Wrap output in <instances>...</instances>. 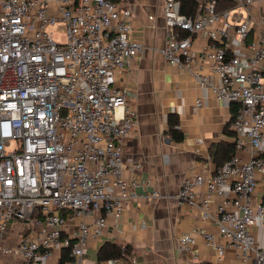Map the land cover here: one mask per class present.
I'll use <instances>...</instances> for the list:
<instances>
[{
	"label": "built area",
	"instance_id": "2783aa9c",
	"mask_svg": "<svg viewBox=\"0 0 264 264\" xmlns=\"http://www.w3.org/2000/svg\"><path fill=\"white\" fill-rule=\"evenodd\" d=\"M236 1L237 6L252 2ZM178 4L164 0L168 32L162 53L170 63L190 68L196 55L193 36L209 39L199 53L218 80L200 71L196 80L233 104L230 129L236 135L235 153L212 174L186 176L178 198L198 201L206 219L211 195L219 196L216 217L227 244L205 233L207 244L215 250L228 244L238 248V264H264V154L259 153L264 28L249 40L251 18L233 21L232 10H217L214 0L201 2L193 15L182 13ZM133 18L131 8L118 0H0V255L44 264L54 249L69 247L76 264H99L88 256L89 225L80 224L74 237L65 235L63 211L104 212L94 224L100 234L106 215L120 218L140 197L141 164L131 167L130 176L124 173L125 143L136 111L127 93L112 85L115 71L142 51L133 36ZM58 24L66 28V43L47 32ZM237 151L251 156L245 160ZM199 186L205 187L202 194ZM151 195L159 197V191ZM12 219L33 227L7 246L3 238ZM255 227L263 230L261 244ZM190 241L192 234L185 233L180 250L189 249ZM114 261L131 264L124 254Z\"/></svg>",
	"mask_w": 264,
	"mask_h": 264
},
{
	"label": "crops",
	"instance_id": "0c3cea01",
	"mask_svg": "<svg viewBox=\"0 0 264 264\" xmlns=\"http://www.w3.org/2000/svg\"><path fill=\"white\" fill-rule=\"evenodd\" d=\"M118 2L122 7L131 8L133 36L142 44V51L127 67L117 69L112 79V85L127 93L128 102L136 111V123L125 143L124 173L130 176L131 167L140 163L137 175L144 183L139 189L140 197L125 208L120 218L106 215V225L100 234L94 224L104 212L77 215L71 210L63 211L66 218L63 233L74 237L80 224L89 225L88 256L99 264H119L114 258L99 260V250L107 242L125 247L123 254L131 264H198L202 261L238 264V248L228 244L222 250H215L204 236L205 233L215 234L218 241L227 244L219 234L216 217L221 198L211 195L210 216L206 219L202 218L198 201L181 202L178 198L184 178L197 173L212 174L224 159L217 147L235 143L236 138L235 133H228L233 104L217 98L209 87L201 88L196 80L198 71L218 80L216 74L210 73L208 65L202 64L199 53L209 39L196 33L193 36L196 55L191 67L174 65L162 53L168 32L164 0ZM231 10L233 21L247 17L253 20L249 40L257 39L262 26L264 28V0H252ZM50 12L55 13L54 5ZM199 98L201 105L197 106ZM173 129L182 134L180 140L173 137ZM259 153L264 154V141ZM237 154L245 160L251 156L247 151H237ZM154 190L159 191V197L151 195ZM196 191L202 194L205 187L199 186ZM261 194L260 184L256 190L258 200ZM227 195L233 197L234 193L229 191ZM30 227L32 223L28 226L12 219L3 243L17 244ZM253 231L261 244L263 230L255 227ZM185 233H191L193 241L188 243L189 249L180 250V240ZM61 256L62 249L56 248L43 263L61 264ZM0 263L26 264L18 256L9 255H0Z\"/></svg>",
	"mask_w": 264,
	"mask_h": 264
},
{
	"label": "trees",
	"instance_id": "16d2710c",
	"mask_svg": "<svg viewBox=\"0 0 264 264\" xmlns=\"http://www.w3.org/2000/svg\"><path fill=\"white\" fill-rule=\"evenodd\" d=\"M180 1V11L182 13L193 15L199 11L200 3L198 0H179ZM217 10L232 9L237 5L236 0H214ZM173 137L176 140L182 138V134L178 133L176 129H173ZM228 133H234L233 130L229 129ZM218 154L223 155V163L226 159L230 158L235 153V143H225L217 147ZM126 248L119 244L107 242L99 250L98 258L99 260H105L110 258H117L123 255ZM61 264H76L74 258L70 255V248H62V256L60 258ZM198 264H214L210 261H202Z\"/></svg>",
	"mask_w": 264,
	"mask_h": 264
},
{
	"label": "rangeland",
	"instance_id": "374dc122",
	"mask_svg": "<svg viewBox=\"0 0 264 264\" xmlns=\"http://www.w3.org/2000/svg\"><path fill=\"white\" fill-rule=\"evenodd\" d=\"M47 32L51 34L53 39L59 43H66L67 42V34L66 28L63 24H58L56 26H49L47 28ZM13 146L8 147L12 148Z\"/></svg>",
	"mask_w": 264,
	"mask_h": 264
}]
</instances>
